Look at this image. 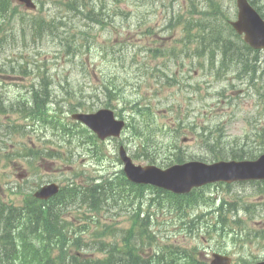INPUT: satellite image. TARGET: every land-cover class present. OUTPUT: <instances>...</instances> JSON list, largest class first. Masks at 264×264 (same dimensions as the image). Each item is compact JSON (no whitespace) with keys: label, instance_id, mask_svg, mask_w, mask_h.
Instances as JSON below:
<instances>
[{"label":"rangeland","instance_id":"1","mask_svg":"<svg viewBox=\"0 0 264 264\" xmlns=\"http://www.w3.org/2000/svg\"><path fill=\"white\" fill-rule=\"evenodd\" d=\"M43 1L46 3V9L38 14H40V16H49V19H52L53 10L51 7L53 4L51 0ZM216 1L222 4L226 9H223V11L226 12L228 16L230 13L233 16L234 4L231 0ZM193 3L198 10L210 9L209 0H149L146 5L132 4L131 0L121 1L120 4L132 10L133 15L130 17L127 13L123 14L124 17L118 19L116 22L117 24L122 23L119 29L112 25L105 27L100 26L90 31L97 41L90 45L93 59L88 64V77L83 75L85 73L81 70L77 73H69L71 55H69L50 34L46 33L43 35L42 40L38 42L34 41L31 21V16H36L34 15V11L19 8L24 22L21 24L20 22L14 21L12 27L8 26V28H4L0 31V38H3V44L8 50L6 62L19 58L17 62L19 64L21 62H26L27 58L31 61L36 59L39 65H44V70H46L50 76L52 74V78H54L53 86L49 88L50 93H48L49 98L53 99V103L50 107V115H54L53 113L59 110V108H57L58 104L68 106L71 104H78L81 101H84L88 105H92L96 109L106 106V104H111L116 105L118 109L123 110L126 108L128 112H135V110H142V107L146 104L145 100H149L151 105L150 109L154 111V113L147 112L151 119L148 123L150 127H154L157 114L162 120L167 121L169 116L170 120H174V118H177L180 114L183 115V113L189 111L187 123L191 127L192 123L189 122V120H195L196 131H201L204 134L203 137L200 136L199 139L195 140L190 132L182 130L181 133L178 134V137H176V133L174 132V130H176V125L175 122H172L171 125L173 128L170 130L171 132L168 133V139L166 138L162 141L163 147L161 145H150L149 147L148 152L157 156L159 163L163 164L168 162L172 158V153L177 150V145L183 147L188 155L195 156L193 158H198V156L201 155L208 157L209 160L210 157L218 156L220 151H223L227 155H231L232 150L238 148L237 152L241 153V149L243 148V152H247L245 149L247 145H241L242 143H239L240 140L238 136H241L244 130L250 128V119L254 121L255 118H261L259 121L262 122L264 117V102L261 101L258 106L254 107V100L251 97L245 96L243 91H239L232 93L234 99L233 103H235V105L229 104L227 102L229 99L227 101L222 99L220 100V104H218L217 89L221 84H217L216 81L211 79L210 75H207L203 71L197 72L196 78L191 79V82L198 81L203 88L209 85L210 89L208 91L199 90L197 95L191 100L190 105L188 91L185 93L178 86L164 88L154 96L155 89L158 86L154 79L150 78L147 84H141L144 80L143 77L145 78L147 74V68L149 69L151 77H153V73L160 74L159 77L165 75L166 73H163L164 69L167 72H169L170 69L175 72L177 70L182 78L187 77L189 79V75L193 74V69L190 66L183 68L179 67L178 64H182V61H173L175 57L171 59L170 62H173L170 65L167 55L155 56V54H159L157 52L151 54V50L156 48L160 51L176 48V52H178L184 47V44L179 41L182 40L185 35L182 20L186 19L191 14ZM163 4L170 8L168 13L163 15V17H167L169 20L173 12L176 14L181 13L183 14L179 18L181 22L168 27V30H166L167 32L160 31L159 28H162V26L158 25V28L155 29L156 33L149 32V34H144V27L142 30H139L140 28L137 22H139L140 19L137 16L142 17L143 14L147 13V18L149 20H156L161 15V5ZM139 6L141 7L139 8ZM85 10H88V8H85ZM201 15L202 14L197 13L196 17H200ZM18 21L20 20L18 19ZM74 24L77 27L70 26L69 21L66 23L69 29V39H76V44L83 43L84 40L81 38L80 34L85 35V32L81 31L79 28V26L83 25L82 20L74 19ZM5 30L6 32H4ZM102 47L111 50V59H101ZM116 51L117 56L115 57ZM86 53V50L79 52L77 60H82ZM120 54L124 56L123 60L120 59ZM20 55L22 58H20ZM146 55L148 57H144ZM261 55H264V53ZM3 61L5 60L2 55L0 56V62L2 63ZM143 62L145 65H143ZM147 63H149V65H147ZM30 66L31 71L37 75V69H33L32 65ZM48 67H50V69H48ZM7 79V76L0 74V97L6 98V103L10 106L8 112L0 117V121L3 123H8L9 120H19L12 108L17 106L16 100L22 94L20 90L16 92V88H5L4 84H7ZM22 82L26 86H29V84L31 86L32 83L37 85L39 79L36 76L33 77V75H30L25 77ZM105 83H108V88L112 90L109 95L106 91H103ZM140 84L142 86L139 89ZM117 87L119 90V93H117L118 98L109 99L108 97L111 96V94L117 92ZM43 93L42 96L44 95V98L48 99L47 93ZM229 93L230 92H228L227 95ZM131 102H133V104ZM163 115L166 116L164 119ZM62 117L64 122L69 123V126H71L69 128L73 137L71 139V144H69V155L70 153L74 154V165H80V168L83 169H94L95 166H92L88 159V155L92 153L91 149L98 146L100 160L97 167L101 168L103 173H106L105 176L114 175L122 167L118 162V147L122 144L121 140L123 139L125 142L123 144L136 141L133 138L128 139L130 136L134 135L132 131L128 130L123 134V137L111 139L104 143H100V141L97 140L96 145L91 140L90 136L86 132H82L80 126L71 118V113H64ZM218 122L224 123L225 132H222L216 125ZM42 123L49 129L39 130L41 140H35V146L40 147L43 145V140L52 138L54 142L52 146L55 148L60 140L53 135V126L46 122ZM255 125L258 124L253 125L252 123V128H254ZM176 140L177 142L175 143ZM134 149L144 150L137 144L130 146V152L132 153ZM64 155L67 157L69 156L65 153ZM71 166L72 159L69 161V168ZM9 170L11 171L13 168ZM22 170L24 169L22 168ZM214 186L207 187L205 189V195L209 198H213L215 203L206 205L204 202H201L198 209H192L193 212L192 210L190 211L189 218L192 219L195 216L201 215L202 219L197 221H200L202 224L207 221L212 223L217 220V209L220 211V208L223 207L225 212L231 210L227 213L229 218L228 228L231 227L241 234L235 238L230 232L223 235L221 238L219 233H215L213 239L209 241L208 244L211 246L219 244L222 252L232 253L233 260H235L236 264H248V262L264 259V231H262L261 234L256 233L260 232L258 231L260 228L264 229V213L262 210L264 205V192L260 191L258 185L256 186L249 182L232 186ZM0 195L4 199H16L9 191L2 190V182L0 184ZM235 207L236 210H233ZM169 208L170 207L165 208L164 214L175 212L174 209ZM252 209L256 213H253ZM150 210L156 211L158 218H160L161 210L158 206L153 205L150 207ZM210 210H213V212H209ZM175 214L174 217L178 218L177 214H179V212ZM235 215L241 217V224H236L234 222ZM118 220H121L120 225L124 227H128L130 224L126 218H119ZM160 222L161 220L157 221V224ZM178 228L179 227L169 225L164 229L154 227L161 236V243H167L169 245L176 243L188 248L207 245L200 239L202 232L205 230L204 228L197 233L195 238L190 236L186 231ZM175 239L177 242H175Z\"/></svg>","mask_w":264,"mask_h":264},{"label":"trees","instance_id":"2","mask_svg":"<svg viewBox=\"0 0 264 264\" xmlns=\"http://www.w3.org/2000/svg\"><path fill=\"white\" fill-rule=\"evenodd\" d=\"M67 8L74 9L79 13L82 5L80 0H72L71 3H69V0H65L63 2ZM10 5L11 0H0V15L3 17H7L8 11H10ZM63 21V19L61 18ZM34 27L36 30V33L40 36L43 35L44 31H51L53 32V29L57 28L54 26V21H50L49 23L45 22L43 18L35 17L34 20ZM53 28V29H52ZM69 52H73V56L77 52V46H74V49L72 44H67ZM24 74L28 73L27 70L23 71ZM47 98L49 100V96L47 95ZM35 103L37 105V109H42L43 106L46 104V98H44V95L41 96L36 92L35 96ZM85 104L80 102L78 105H74L72 110L84 107ZM143 114H145V111H140L136 113L138 118H142ZM113 195L116 197L115 204L117 205L118 198L122 196V192H113ZM136 196L138 193L135 194ZM172 198L180 199V198H187V197H180L170 194ZM128 199V196H125ZM109 201V197L107 196V193L98 191L94 192L91 195V201L90 204L93 208L99 209L103 206V203H107ZM189 201V198H188ZM177 206L180 208L181 203H176ZM36 220L42 219L41 215H36ZM58 219L54 222L57 223ZM139 226L138 220L135 219L132 227L127 229L124 234L122 235V245L120 246L118 242H113L111 244H107L102 239H96L92 243L96 244L97 251H101L105 253L104 257L101 258H92L86 254H83L81 251L78 250L75 254L69 255V247L65 243L64 239L60 236H47L46 238H43L40 246L37 250H34V245L29 244L23 239H14V235L12 232H9L8 236H3L0 238V244L5 245L3 249L0 251V263L1 262H10L14 256V250L17 253H20L24 250V254L26 256H30L33 260H38L42 264H115V262H121L122 264H168L172 261V255L177 252L176 249H168V254L166 255V251H161L159 254L147 252L149 258H145V252L147 251V248L153 243L154 241V235L150 233L148 230V223L147 225H143L140 227V229H137ZM12 228V227H10ZM109 232L107 230H102L99 232H96L94 237L95 238H101L105 235H107ZM115 237L118 236L117 233H113ZM135 238L140 239V246H138V242ZM78 244V243H77ZM79 245V244H78ZM86 246H89L88 244H84ZM85 248L82 250L85 252ZM83 247V246H82ZM55 250H59L58 254H54ZM86 258V259H83ZM90 258V259H89ZM196 262V261H195ZM197 263V262H196ZM11 264V262L9 263Z\"/></svg>","mask_w":264,"mask_h":264},{"label":"water","instance_id":"3","mask_svg":"<svg viewBox=\"0 0 264 264\" xmlns=\"http://www.w3.org/2000/svg\"><path fill=\"white\" fill-rule=\"evenodd\" d=\"M27 3V6L34 7L31 0H21ZM104 111L96 114H76L75 117L87 123L98 130L99 134L104 137L107 132L103 131L97 124L98 121H105ZM187 166H175L167 171H161L155 167L151 168L150 176L154 183L163 185L175 191H183L188 182L203 183L210 180L222 179L232 181L235 179L264 178V156L256 162H218L209 168H203L198 163ZM132 171L133 168H130ZM189 175V176H188ZM213 264H229L225 257H218ZM257 264H264L260 262Z\"/></svg>","mask_w":264,"mask_h":264},{"label":"bare ground","instance_id":"4","mask_svg":"<svg viewBox=\"0 0 264 264\" xmlns=\"http://www.w3.org/2000/svg\"><path fill=\"white\" fill-rule=\"evenodd\" d=\"M7 94H8V93H7ZM107 196L110 197V194H107ZM192 212H193V210H192Z\"/></svg>","mask_w":264,"mask_h":264}]
</instances>
